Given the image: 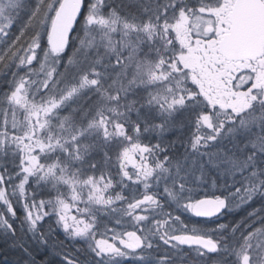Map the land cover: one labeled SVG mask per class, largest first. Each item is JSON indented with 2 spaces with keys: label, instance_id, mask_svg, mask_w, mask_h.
<instances>
[{
  "label": "snow or ice",
  "instance_id": "snow-or-ice-1",
  "mask_svg": "<svg viewBox=\"0 0 264 264\" xmlns=\"http://www.w3.org/2000/svg\"><path fill=\"white\" fill-rule=\"evenodd\" d=\"M231 10L0 0V238L19 264H264V50H228Z\"/></svg>",
  "mask_w": 264,
  "mask_h": 264
},
{
  "label": "water",
  "instance_id": "water-1",
  "mask_svg": "<svg viewBox=\"0 0 264 264\" xmlns=\"http://www.w3.org/2000/svg\"><path fill=\"white\" fill-rule=\"evenodd\" d=\"M231 15L233 32L228 50L240 53L264 50V1L235 0Z\"/></svg>",
  "mask_w": 264,
  "mask_h": 264
},
{
  "label": "trees",
  "instance_id": "trees-1",
  "mask_svg": "<svg viewBox=\"0 0 264 264\" xmlns=\"http://www.w3.org/2000/svg\"><path fill=\"white\" fill-rule=\"evenodd\" d=\"M48 0H45V4H47ZM116 4H120L122 0H114ZM51 26V22H50ZM79 29H77V32ZM76 35L77 33L74 32L72 35L73 45L76 44ZM72 48L70 47L68 49V52H70ZM227 220L232 219V217L227 216ZM239 217H237L238 219ZM226 220V221H227ZM29 243H31L29 241ZM77 247H79L77 245ZM21 258V253L18 248H13L10 246V240L8 238H0V264H19V260Z\"/></svg>",
  "mask_w": 264,
  "mask_h": 264
},
{
  "label": "rangeland",
  "instance_id": "rangeland-1",
  "mask_svg": "<svg viewBox=\"0 0 264 264\" xmlns=\"http://www.w3.org/2000/svg\"><path fill=\"white\" fill-rule=\"evenodd\" d=\"M229 2H231L232 0H228ZM72 52V49L70 50V52L69 53H71ZM257 115H259V112L257 113ZM244 137L242 136L241 137V139H243ZM222 147L225 149V150H227V149H231V148H233V145H232V143L229 141V140H225L224 141V143H223V145H222ZM231 189H229V191H230Z\"/></svg>",
  "mask_w": 264,
  "mask_h": 264
},
{
  "label": "flooded vegetation",
  "instance_id": "flooded-vegetation-1",
  "mask_svg": "<svg viewBox=\"0 0 264 264\" xmlns=\"http://www.w3.org/2000/svg\"><path fill=\"white\" fill-rule=\"evenodd\" d=\"M226 2L229 3V4H231V6H232L234 4L235 0H232L231 2H229L228 0H226ZM68 49H67V51H68ZM224 191H225V194H226L229 191V189L228 188H225ZM217 194H219V193H217ZM227 218H228L227 216L224 217L225 220H227Z\"/></svg>",
  "mask_w": 264,
  "mask_h": 264
},
{
  "label": "bare ground",
  "instance_id": "bare-ground-1",
  "mask_svg": "<svg viewBox=\"0 0 264 264\" xmlns=\"http://www.w3.org/2000/svg\"><path fill=\"white\" fill-rule=\"evenodd\" d=\"M74 34V33H73Z\"/></svg>",
  "mask_w": 264,
  "mask_h": 264
}]
</instances>
